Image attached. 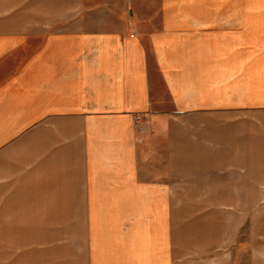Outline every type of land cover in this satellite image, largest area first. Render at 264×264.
<instances>
[{"label": "crops", "instance_id": "obj_1", "mask_svg": "<svg viewBox=\"0 0 264 264\" xmlns=\"http://www.w3.org/2000/svg\"><path fill=\"white\" fill-rule=\"evenodd\" d=\"M233 174L260 204L264 0H0L1 264H201Z\"/></svg>", "mask_w": 264, "mask_h": 264}, {"label": "rangeland", "instance_id": "obj_2", "mask_svg": "<svg viewBox=\"0 0 264 264\" xmlns=\"http://www.w3.org/2000/svg\"><path fill=\"white\" fill-rule=\"evenodd\" d=\"M235 96H232L233 101H236ZM220 99L224 103L223 94L218 98V101ZM168 112L171 117L177 116L173 114L175 111L172 109H169ZM225 116L223 113H217L206 114L203 117L224 118ZM231 178L233 179L234 201L232 206L201 205L200 207V215L209 214L211 218L209 222L201 221L202 230L205 225H209L208 232H204V234L208 236L209 244L217 248L216 253L209 255L210 260L203 259L208 255H201V264H208L207 260L210 264H264V189L260 194V204L242 206L239 202L241 201L240 195L244 191L241 190L240 174H233ZM248 193L252 195V191H248ZM252 201L256 202L257 200ZM213 214L216 215V221L212 220ZM203 244L202 242V246ZM12 249L15 250V247ZM25 257L26 260L30 258L28 261L31 262V250L25 254ZM17 258L18 254L14 251L5 256L3 264H17Z\"/></svg>", "mask_w": 264, "mask_h": 264}]
</instances>
